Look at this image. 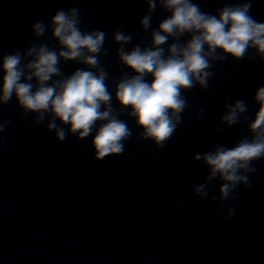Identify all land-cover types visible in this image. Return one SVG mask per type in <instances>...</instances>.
<instances>
[{
    "label": "clouds",
    "instance_id": "9594fccd",
    "mask_svg": "<svg viewBox=\"0 0 264 264\" xmlns=\"http://www.w3.org/2000/svg\"><path fill=\"white\" fill-rule=\"evenodd\" d=\"M143 3L146 14L139 26L142 32L150 33V40L145 43L141 37L140 43L133 44L135 35L123 29H116L111 37L118 45L115 57L121 69L130 70L112 82L114 92L107 82L110 74L100 59L110 53L105 48L107 33L83 30L79 8H61L47 23L34 22L33 38L49 32L56 45L42 41L23 52L16 49L0 56V145L5 140L3 133L12 124L10 119H3L2 109L15 97L21 115L25 119L31 115L32 125L44 126L54 133L56 141L63 142L69 135L78 140L91 136L98 161L124 154L125 142L133 136L132 128L121 119L124 115L141 129L139 139L162 149L183 123V114L189 108L185 93L196 87L207 91L217 63L229 57L264 62V22L251 15L253 0L226 3L216 14L203 11L194 0ZM158 6L169 15L154 28ZM185 36L188 38L183 39ZM62 61L84 67L65 75ZM252 100L258 110L251 122L248 104L237 99L224 105L219 124L211 129L220 132L221 125L231 128L247 124L250 136L232 147L221 144L193 156L207 169L203 183L192 189L199 200L209 198L213 181L220 186L211 200L222 204L235 200L241 186L251 187L258 171L256 162L264 161V85L256 89ZM204 114L203 107L196 110L198 123L203 122ZM221 210L227 212L225 220L236 214L235 207L224 205Z\"/></svg>",
    "mask_w": 264,
    "mask_h": 264
}]
</instances>
